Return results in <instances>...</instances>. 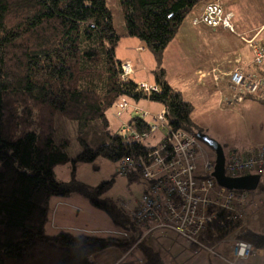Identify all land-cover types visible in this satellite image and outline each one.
<instances>
[{
	"label": "trees",
	"instance_id": "trees-1",
	"mask_svg": "<svg viewBox=\"0 0 264 264\" xmlns=\"http://www.w3.org/2000/svg\"><path fill=\"white\" fill-rule=\"evenodd\" d=\"M208 1L112 0L113 9L108 0H0V264H94V255L110 249L122 255L115 264H134L125 261L134 248L144 264H166L148 244L149 238L140 240L141 232L123 206L104 197L113 179L89 186L75 174L79 165L103 158L116 164L120 175L118 166L124 160L145 155L143 148L123 138L122 122L117 132L111 128L107 115L111 109H116L119 120L132 113L123 124L140 134L154 123L131 108L119 116L123 100L166 107L171 129L194 136L201 132L191 119L193 105L166 82L163 55L185 19ZM114 12L122 13L121 29L115 26ZM125 38L144 43L153 57L157 91L142 92L138 81L131 79L134 74L124 76L126 62L117 58V49ZM241 70L264 84L263 67L251 61L248 70ZM229 80L231 89V76ZM263 84L254 93L242 88L237 94L231 90V95L264 107ZM67 165L71 179L59 181L54 171ZM257 175L262 178L264 170ZM129 178L140 182L138 177ZM258 190L264 191L261 181L248 192ZM71 196L104 212L117 230L108 237L69 231L49 235L51 199ZM117 231L130 238L113 235ZM204 235L200 239L204 244L213 240L208 230ZM236 237L264 250V229L250 228ZM185 250L212 258L194 245Z\"/></svg>",
	"mask_w": 264,
	"mask_h": 264
},
{
	"label": "rangeland",
	"instance_id": "rangeland-1",
	"mask_svg": "<svg viewBox=\"0 0 264 264\" xmlns=\"http://www.w3.org/2000/svg\"><path fill=\"white\" fill-rule=\"evenodd\" d=\"M204 5L206 6V4ZM108 6L115 9L114 6L116 5L113 4L112 0H108ZM221 6L232 15L233 25L241 22L245 28L241 29L236 25V29L234 26L233 32L222 27L211 28L202 23L196 25L195 22L199 20L202 13L192 18V20L190 16L184 27L187 32L182 34L180 38V49L178 48V43L169 44L163 67L166 70V82L169 86L180 92L184 100L189 101L193 105L192 121L200 127L199 129L203 135L208 136L221 145L225 156H227L233 148L239 150L240 147L246 146L244 150H239L245 153L251 148L264 145V108L251 101H244L242 104L229 103L231 89L228 81L230 75L227 77L234 65L240 64L242 67H247L252 59V51L246 44V37L244 36L249 31V28L259 29L264 25V0H222ZM114 17L115 26L121 29L124 23L122 13L114 12ZM213 29L218 31H213ZM134 43L136 41H133V39H123L117 49V58L122 62L130 63L134 68V73L137 70L136 75L131 76V79L138 81V85L140 80L151 81L152 84H155L152 75L155 67L153 57L147 50L141 55H137L132 49ZM139 50L142 49L138 48L137 50L140 54ZM181 54L189 59L188 68L193 65L198 67L202 65L201 68L203 69L199 71L202 73L208 69L210 64H213L210 59L213 56L216 59L217 54V62L225 64L226 69L220 72L221 74L226 73L225 75L219 74L221 75L218 77L219 89L211 88L209 90V86L206 87V90L200 89L202 87L196 84L197 80L194 76L185 75L181 64L183 63ZM184 62L187 63V61ZM197 76H200V74ZM220 92L225 95L223 99ZM130 105L148 111L151 114L160 112L162 109L160 105L147 103L146 101L130 102ZM116 114V109H111L107 113L114 132L119 129ZM122 120L124 122L128 121V113L123 114ZM148 121H152V119L150 118ZM166 135L167 130L160 128L150 137L147 145L156 146ZM72 145L76 150L78 147L77 142L73 141ZM203 148L212 159H215L214 152L210 148H207L204 144ZM116 168V164L99 158L93 164L79 165L75 176L77 180L89 186H98L105 181L113 179L112 186L104 194V197L109 198L119 207L124 204L127 205L125 211L129 212L135 208L137 202L142 198L144 186L136 180L130 181L129 177L116 174ZM71 171L70 165H67L57 167L54 172L59 181L68 182L71 179ZM261 183H264V176L261 178ZM58 202L62 203V205L56 207ZM53 214H58L56 216L57 226L74 234L87 233L98 237H108L111 236L108 232L117 230L104 212L93 208L88 201L79 196L52 198L50 201V218L55 220ZM255 217L256 219L252 225L245 227V230H242L240 235L250 228L254 232L262 231L264 227V211ZM46 232L49 235L57 233L50 224H48ZM155 237L156 240L149 239L148 244L160 254L166 264H198L199 261H202V264H208L206 257H194L191 251L183 249L179 245L182 244L181 240L175 243L176 236L163 237L159 233ZM167 249H170V253H167ZM134 251V255L129 256L125 261L127 263L144 264L145 261L140 252L136 248H134ZM254 251L255 255L260 252V250ZM221 255L227 256L222 257ZM232 255L233 253L231 252L211 256L214 259L223 260L226 258L233 259ZM120 257L122 255L117 250L110 249L94 255L92 259L94 264H111ZM243 261H245L244 264H264V258ZM237 262L235 261L232 264H238L239 262Z\"/></svg>",
	"mask_w": 264,
	"mask_h": 264
},
{
	"label": "built area",
	"instance_id": "built-area-1",
	"mask_svg": "<svg viewBox=\"0 0 264 264\" xmlns=\"http://www.w3.org/2000/svg\"><path fill=\"white\" fill-rule=\"evenodd\" d=\"M220 1L208 5L199 21L211 28L222 27L234 32L232 15L224 11ZM245 42L254 53L252 65L264 68V38L255 35ZM123 74H134L130 63L123 65ZM262 84V81L254 80L241 69L231 74V90L235 94L242 88L254 93ZM139 89L146 93L157 91L156 87L145 83L140 84ZM233 97L236 101H242L241 97ZM119 108V116L131 108L142 119L151 117L154 122L149 126V132L144 134L127 124L122 123L120 127V133L129 145H139L145 150V155L124 160L118 166L120 175L138 177L144 186L142 198L128 212L141 232L140 240H154L159 233L163 237L174 235L176 240H181L184 249L194 245L214 256L219 255V245L230 242L233 259L252 258L255 249L236 236L245 230L263 207L254 201L257 192L250 194L248 191L228 190L219 186L213 176L215 159L204 150L197 136L182 130L175 131L168 126L166 107L151 114L123 100ZM160 128L167 130V135L156 146L149 147L147 141ZM263 170L264 145L245 153L231 150L225 156V174L229 178L246 177ZM123 208L127 209V205L124 204ZM206 230L213 240L204 244L200 239L206 237ZM113 235L130 238L128 233L121 231L113 232Z\"/></svg>",
	"mask_w": 264,
	"mask_h": 264
},
{
	"label": "crops",
	"instance_id": "crops-1",
	"mask_svg": "<svg viewBox=\"0 0 264 264\" xmlns=\"http://www.w3.org/2000/svg\"><path fill=\"white\" fill-rule=\"evenodd\" d=\"M204 4H206V3H204ZM204 4H201V5H199L195 10H194V12L190 15L191 16V20H192V18H195V16H197V15H200L201 13H202V10L204 9ZM226 12V11H225ZM199 13V14H198ZM227 13H230V12H227ZM189 16V17H190ZM189 17H187V19H185V21L183 22V24H182V26H181V28L179 29V32H178V34L176 35V37H175V39L171 42V43H178V48H179V44H180V38H181V35L182 34H186V32H187V30H185V23H186V21L188 20V18ZM236 25L237 26H239V28H241V29H244L245 28V26L243 25L242 26V23L241 22H239L238 24L236 23V24H234L233 26H235V29H236ZM213 31H216L215 29H213ZM243 34H245V33H243ZM248 35H250V37H248ZM255 35H258L259 37H261V38H264V25H262L261 26V28H259V29H254V28H249V31H247L246 32V34H245V36L244 37H246V39L248 38H252L253 36H255ZM185 36H187V35H185ZM244 37H242V38H244ZM134 41V40H133ZM170 43V44H171ZM173 44V45H174ZM182 45H183V42H182ZM138 48H143V51H141V53L139 54V52H137V50H138ZM168 48V47H167ZM132 49H133V51L137 54V55H141L145 50H146V46H145V44L144 43H140V42H136V43H134V45H133V47H132ZM180 49V48H179ZM167 50V49H166ZM165 50V51H166ZM180 51V50H179ZM166 55H167V51L165 52V54L163 55V65H164V58L166 57ZM217 54H216V59L214 58V56L210 59L211 61H213V64H210L209 65V67H208V69L207 70H204V72L202 73V72H199L201 69H203V68H201V66L202 65H199V67L198 66H191V68H188V63H189V59H187L186 57H184L182 54H181V59H183V63H181L182 64V66H183V70H184V73H185V75L186 74H189V76H194L195 78H196V80H197V85L199 86V87H202V88H200V89H205L206 90V87L207 86H209V90L211 89V88H216V89H219V87H218V85H219V76H221V75H225L226 73H223V74H221L220 72H222V70H226L225 69V64H222V63H220V62H217ZM184 61H187V63L186 62H184ZM251 61H252V59H251ZM251 61H250V63L248 64V66L247 67H242L240 64H237L236 66L234 65V67H233V69L234 70H236V69H244V70H248L249 68H250V65H251ZM127 62H129V61H127ZM185 65H187V66H185ZM154 66H155V63H154ZM134 69V68H133ZM231 70L229 73H228V75H227V77L230 75L231 76V73L234 71V70ZM137 72V70H135V73ZM134 73V74H135ZM200 74V76H197V75H199ZM219 74H221V75H219ZM136 75V74H135ZM228 80V79H227ZM230 81V80H229ZM228 81V82H229ZM143 83H145V84H148V85H150V86H155V84H152L151 83V81H141L140 80V84H143ZM155 83V82H154ZM214 83V84H213ZM139 84V85H140ZM212 85H214V87H212ZM220 95L222 96V99L225 97V95L222 93V92H220ZM229 103H233V104H242L243 102L241 101V102H239V101H236L235 99H234V97L233 96H231V95H229ZM189 102V101H188ZM251 102H253V103H256V104H258L257 102H254V101H252L251 100ZM147 103H149V102H147ZM190 103V102H189ZM259 105V104H258ZM147 106H149V104H147ZM261 106V105H260ZM261 107H263V106H261ZM264 108V107H263ZM133 117V114L131 113V115L130 114H128V120L130 119V118H132ZM117 121H118V123H124V121L122 120V117H121V121L119 120V119H116ZM126 123V122H125ZM246 148V146H242V147H240V149L239 150H244ZM232 150H237V148L236 149H232ZM238 150V151H239ZM254 201H257L258 202V204L262 207V209H261V211H259V213H258V215H260V213H262L263 211H264V191H259L258 190V192H257V195L255 196V199H254ZM60 205H62V203H56V207L57 206H60ZM58 214H53V216H55V220H54V218H49L50 220H49V223L48 224H50L51 226H52V228H54L55 230H56V232L58 233V231H66V229H63L62 227H59V226H57V224H56V216H57ZM257 215V216H258ZM256 219V217H254L252 220H251V222H253L254 220ZM48 224H47V226H48ZM252 225V224H251ZM250 225V226H251ZM263 229H264V227H263ZM263 229H262V231H263ZM261 231V232H262ZM230 246H231V244H230V242H226V243H223V244H221V245H219V248H218V252H219V254H226V253H230ZM202 254V255H201ZM193 253L192 252V256H194V257H200V256H204V257H206L207 258V263L208 264H227V263H225V262H222V261H220V260H217V259H214V258H211L208 254H206V253ZM224 256H227V255H224ZM121 258L122 257H120L117 261H114V262H112L111 264H115L116 262H118L119 260H121ZM255 258H259V259H263L264 258V250H260V252L258 253V254H256L255 255V257H253V258H250L249 260H254ZM203 262L202 261H199L198 262V264H202ZM245 263V261H243V263L242 262H239L238 264H244ZM195 264H197V263H195Z\"/></svg>",
	"mask_w": 264,
	"mask_h": 264
},
{
	"label": "water",
	"instance_id": "water-1",
	"mask_svg": "<svg viewBox=\"0 0 264 264\" xmlns=\"http://www.w3.org/2000/svg\"><path fill=\"white\" fill-rule=\"evenodd\" d=\"M197 138L206 144L215 155V171L213 176L216 178L219 186L228 190L238 191H254L258 188L261 176L249 175L241 178H229L225 174V154L223 148L216 141L203 135L201 132L197 134Z\"/></svg>",
	"mask_w": 264,
	"mask_h": 264
},
{
	"label": "bare ground",
	"instance_id": "bare-ground-1",
	"mask_svg": "<svg viewBox=\"0 0 264 264\" xmlns=\"http://www.w3.org/2000/svg\"><path fill=\"white\" fill-rule=\"evenodd\" d=\"M222 1V0H221ZM221 1H220V4H221ZM214 2H216V0H209L207 3H206V6H205V8H204V10H203V12H202V14H204V12H205V9H206V7L208 6V5H210L211 3H214ZM218 3H219V0H218ZM223 8V7H222ZM224 11H225V9H224ZM202 17V15L200 16V18ZM199 18V19H200ZM201 23H200V21L199 20H196V25H200ZM133 67V66H132ZM129 76H131V75H129ZM126 77H128V76H126Z\"/></svg>",
	"mask_w": 264,
	"mask_h": 264
},
{
	"label": "flooded vegetation",
	"instance_id": "flooded-vegetation-1",
	"mask_svg": "<svg viewBox=\"0 0 264 264\" xmlns=\"http://www.w3.org/2000/svg\"><path fill=\"white\" fill-rule=\"evenodd\" d=\"M203 143V142H202ZM207 148H209L206 144H204Z\"/></svg>",
	"mask_w": 264,
	"mask_h": 264
},
{
	"label": "clouds",
	"instance_id": "clouds-1",
	"mask_svg": "<svg viewBox=\"0 0 264 264\" xmlns=\"http://www.w3.org/2000/svg\"><path fill=\"white\" fill-rule=\"evenodd\" d=\"M255 175V174H254ZM238 191V190H237Z\"/></svg>",
	"mask_w": 264,
	"mask_h": 264
}]
</instances>
